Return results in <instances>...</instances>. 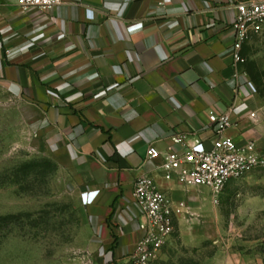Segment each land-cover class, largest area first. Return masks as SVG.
I'll use <instances>...</instances> for the list:
<instances>
[{
	"label": "crops",
	"instance_id": "obj_1",
	"mask_svg": "<svg viewBox=\"0 0 264 264\" xmlns=\"http://www.w3.org/2000/svg\"><path fill=\"white\" fill-rule=\"evenodd\" d=\"M240 1L65 0L23 10L17 0H0V85L35 110L37 133L75 190L96 195L86 208L108 250L104 264H135L144 233L133 191L147 174L188 205L175 218L176 233L183 246H198L187 238L188 217L210 204V188L169 176L162 157L148 158L151 146L183 152L172 138L184 135L211 149L210 115L229 113L225 134L239 145L256 140L264 153V105L232 50ZM202 264L247 263L216 253Z\"/></svg>",
	"mask_w": 264,
	"mask_h": 264
},
{
	"label": "rangeland",
	"instance_id": "obj_2",
	"mask_svg": "<svg viewBox=\"0 0 264 264\" xmlns=\"http://www.w3.org/2000/svg\"><path fill=\"white\" fill-rule=\"evenodd\" d=\"M243 54L264 105V36L247 43ZM35 122V110L0 85V216H14L0 219V264H104L108 250L98 242L84 197ZM239 181L219 196L210 189V204L189 215L187 238L198 246H183L176 233L159 264H202L216 253L264 264V171Z\"/></svg>",
	"mask_w": 264,
	"mask_h": 264
},
{
	"label": "built area",
	"instance_id": "obj_3",
	"mask_svg": "<svg viewBox=\"0 0 264 264\" xmlns=\"http://www.w3.org/2000/svg\"><path fill=\"white\" fill-rule=\"evenodd\" d=\"M65 0H17L23 10H51ZM160 5H164L163 2ZM238 15L233 23L235 43L233 53L238 68L245 65L244 48L256 37L264 36V0H242L237 4ZM238 76V73L237 75ZM255 116V113L252 114ZM211 125L216 138L211 149L200 143H187L186 136L175 135L172 140L184 146L183 152L169 148L162 154L156 147L148 151L150 160L163 158L162 168L169 176H175L187 187H208L219 196L232 180H241L254 170L264 171V153L259 151L256 140L239 145L234 138L225 134L232 125L229 113L211 114ZM134 200L140 210V229L144 235L137 243L132 255L135 264H152L157 260L168 242L176 233L175 218L187 212L188 205L176 203L161 191L153 177L143 175L134 186ZM96 195L85 194L86 204L92 203Z\"/></svg>",
	"mask_w": 264,
	"mask_h": 264
},
{
	"label": "trees",
	"instance_id": "obj_4",
	"mask_svg": "<svg viewBox=\"0 0 264 264\" xmlns=\"http://www.w3.org/2000/svg\"><path fill=\"white\" fill-rule=\"evenodd\" d=\"M12 218H14V216H0L1 220H9V219H12Z\"/></svg>",
	"mask_w": 264,
	"mask_h": 264
}]
</instances>
